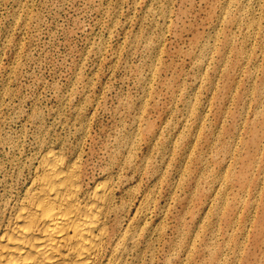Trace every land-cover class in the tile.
Here are the masks:
<instances>
[{
	"label": "rangeland",
	"instance_id": "374dc122",
	"mask_svg": "<svg viewBox=\"0 0 264 264\" xmlns=\"http://www.w3.org/2000/svg\"><path fill=\"white\" fill-rule=\"evenodd\" d=\"M0 8V223L53 149L109 179L125 218L143 213L127 264L264 252V0Z\"/></svg>",
	"mask_w": 264,
	"mask_h": 264
},
{
	"label": "bare ground",
	"instance_id": "6f19581e",
	"mask_svg": "<svg viewBox=\"0 0 264 264\" xmlns=\"http://www.w3.org/2000/svg\"><path fill=\"white\" fill-rule=\"evenodd\" d=\"M260 135L254 129L246 142L254 151ZM75 155L44 151L28 181L7 200L0 223V264H127L126 241L138 244L142 212L137 208L125 218L110 180L88 176ZM234 254L244 258L242 264H264V252L254 253L253 262L248 261L250 252Z\"/></svg>",
	"mask_w": 264,
	"mask_h": 264
}]
</instances>
